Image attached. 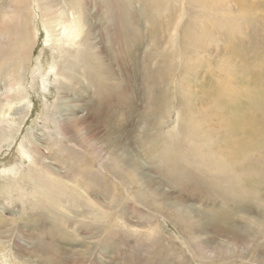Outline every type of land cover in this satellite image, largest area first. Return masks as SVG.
Wrapping results in <instances>:
<instances>
[{
	"label": "rangeland",
	"instance_id": "obj_1",
	"mask_svg": "<svg viewBox=\"0 0 264 264\" xmlns=\"http://www.w3.org/2000/svg\"><path fill=\"white\" fill-rule=\"evenodd\" d=\"M9 1L0 0V22L1 17L11 16ZM63 1L54 2L63 5ZM231 1L239 6L234 9L243 5L239 0ZM241 1L246 2V11L254 10V18L264 21V0ZM125 2L130 8L129 30H132L128 32L127 42L120 32L121 26L112 25L105 18L106 3L92 1L87 8V25L93 30L98 61L105 66L109 54L112 56L111 69L101 67V75L98 73L91 80L77 68L75 71L85 78L72 73L69 83L58 85L53 79L44 86L38 80L36 83L29 79V89L14 91L8 100L1 96L10 87V80L6 77L5 67L0 72V111L7 110L6 102L10 101L12 105L5 123L0 124V165L14 167L13 172L0 173V264H264L262 180L244 179L248 190L260 186L258 196L240 192L237 197L229 198L225 190L217 191L214 196L209 186L195 182L200 181L197 177L188 182L193 167L186 165L182 176L175 175L171 171L172 163L165 166V160L152 158L148 152L153 139L160 137L167 142L163 135L176 125L183 129L184 119L188 117L200 124L210 116L213 120L208 121V127L220 118L230 121L236 116L238 127L246 130L237 114L251 106L255 95L264 97V77L257 83L258 73L261 70L264 73V34H260L259 42L243 45L242 60L233 61L236 68L230 69L229 74L233 73V76L226 80L220 65L221 69L211 73L202 58V62L197 63L200 66L197 74L189 73L190 94L193 95L183 96L175 88L179 83L176 78L182 71L172 73L176 83L173 78L169 87L160 82L153 89L143 70L148 55L154 60L153 66H158L163 62L158 58V52L173 49V42L169 43L168 37L174 35L172 31L182 6L171 5L167 15L161 17L163 24L159 27V18L150 15L146 0ZM109 4L113 11L116 3L109 0ZM32 13L34 18L28 13L22 18L25 23H30L27 33L33 34L31 39L38 31L37 39H32L30 69L35 66L38 56L40 62L45 60V55H40L43 49V54H51L43 42L41 15L38 9H32ZM189 19L183 16L184 22ZM111 27L113 30L109 31ZM175 29L179 36L182 35V24ZM107 34L112 36L111 42L107 40ZM7 42L0 31V52L5 50ZM221 46L227 48L222 44L218 48L215 45L209 48L214 65L217 64L215 60L224 55L221 52L225 49ZM38 65L37 62V68ZM229 82L236 83L237 89L229 91ZM220 90L222 94L227 93L232 104L214 115L213 110L210 113L207 108L213 103L212 93L216 96ZM27 96L28 104L20 103ZM189 98L193 102L188 104ZM260 100L263 106L264 98ZM167 106L171 109L169 112ZM195 107L205 110V115L200 112L193 116L191 112ZM260 115L259 110L254 112L257 118ZM248 117L253 119L251 115ZM59 120L65 121L62 126L66 134L64 139L57 134ZM233 134L236 141L224 145L213 138L212 151L225 157L227 162L237 157L238 162L250 157V164L246 161L232 164L236 177L239 175L237 190H241L240 174L236 171L245 172L241 165L260 167V163H264V134L263 137L250 132ZM2 139L7 141L1 143ZM59 139L62 141L57 142ZM20 146L26 149L29 157L20 154ZM63 146L80 155L76 163L69 152L59 150ZM71 161L75 163L72 167ZM72 171L97 175L98 184L83 181ZM49 176L57 184L66 186V195H57L59 201L47 197L51 200L48 201L37 190L39 181ZM11 184L16 188L10 193ZM222 196L229 198L227 203ZM41 203L51 204L49 212L38 207ZM58 217L61 229L57 230L52 220Z\"/></svg>",
	"mask_w": 264,
	"mask_h": 264
},
{
	"label": "bare ground",
	"instance_id": "obj_2",
	"mask_svg": "<svg viewBox=\"0 0 264 264\" xmlns=\"http://www.w3.org/2000/svg\"><path fill=\"white\" fill-rule=\"evenodd\" d=\"M54 1L48 3L47 0H34V2H36L35 4L33 3L32 0L9 1L8 4L10 5L11 16L10 17L6 16L5 18L1 17V22H0V31L4 35L5 39L8 41L3 48L5 50H2L0 52V55H3L0 57L1 58L0 61L2 60L0 62V72L5 67V69L7 70V74L5 71L4 72L7 75L6 77L8 78V80H10L8 83L10 87H7L8 88L7 90L4 89V91L5 90L6 91L5 92L3 91L4 93L2 94L1 97L5 96L6 99L11 100L10 99L11 93H13L14 91H22V88L24 89L29 87L28 83L31 82V81L28 82L29 79H32V82H36L35 80H38V82L40 81L44 86L46 83L48 84L50 80L54 79V81L57 82L59 85L62 82L69 83V81H71L72 73H74L73 76L78 75L80 77H84L79 73V72H84L88 77L90 76L89 78L92 80L94 76H97L98 73L100 74L99 71L101 67L104 69V67L108 66V68L106 69L107 70L111 69L112 56L110 54H109L110 58L108 59L109 61L105 66L101 63L102 61L100 62L98 61L99 55L96 53L97 45L95 44L94 41L95 37L93 35V30H91L87 25V8L89 7V4L92 5V1L96 3L97 0H64L63 1L64 6L61 4L60 5L55 4ZM101 1L107 4L106 7L107 12L105 11L106 14L105 18H107V21L112 25L116 23L117 26L118 25L121 26L120 28H122L123 30H121L120 32L122 33L125 41L127 42L129 40V33H131L132 31L129 30L130 24H129L128 15L130 8L128 3L125 2L126 0H112L113 4L115 2L117 7V8L115 7L114 10L112 11L110 8L109 0H101ZM146 1L149 4L147 5L146 8H148L149 6L148 9L151 10L150 15L154 16L155 18H159V22L157 23L159 24V27L161 26V24H163L162 23L163 18L161 17L162 16L165 17L167 15V13L173 7V6L170 7L171 5L177 6V4H180V6H182L183 8L179 13V16L176 21L177 24L175 25V28H179L180 24L183 25L184 29L182 35L179 36L177 34L178 29L174 28L172 31L174 35L170 32L173 36L168 37L169 39L168 42L169 43L173 42V49L171 50L163 49L158 52L157 54L158 58L163 60V62L158 66H153L152 62L154 60H152L153 58L150 57V55H148L149 57H147L145 60L143 67L144 76L146 80L150 83V85L153 86V89H155L160 82L166 87H169V84L173 83L172 80L174 77L172 76V73L175 70L177 71L180 70L182 72L180 73L179 78L178 77L176 78L178 79L179 83H177V86L175 88H177L179 93H181L183 96L189 95L192 89V88L190 89V84H189L190 83L189 77L191 75V74L189 75V73L197 72V70L200 67L197 63L202 62V58H204L206 64L204 66H206L208 71L211 73L212 72L214 73L216 70L222 68L223 72L226 75L225 77L226 80L227 77L233 76V73L229 74L230 69L235 70L236 68L234 66L233 61L242 60L243 45L246 44V42L251 44L259 42L260 34L261 33L264 34V21L261 20L263 18L261 19L260 18L258 19V17L254 18L253 17V15L255 14L253 12L254 10L246 11V8L244 7V4L246 5L245 1L239 0V2L243 4L241 5L240 9H234V7L238 8L239 6L237 5V3L233 5L231 0L230 3L229 0H146ZM57 6H59V8ZM32 9L33 11L35 9H38V12L41 15L40 24L44 28L43 42L44 45L53 55L51 57V54H46L49 52H45V54H43L45 50L42 47L43 50H42V54L40 55H45L44 58L45 60L43 62H40L41 61L39 60L40 56H38L37 57L38 58L37 62L39 63L38 68L36 62L35 66L31 67L30 69L29 62L31 61L32 58L31 52L33 49L32 39L33 40L37 39L36 37L38 35L37 34L38 31L34 32V37H32L31 39V35L33 34L29 35L30 33H27L28 23H25L24 22L25 20L22 21V18L26 16L27 13L30 15V16L28 15L30 18H34L35 15L34 13H32ZM183 16H188L191 20L189 19L188 21L184 22ZM12 25L13 27H11ZM28 25H30V23ZM110 30H113V28L109 29V31ZM107 35H108L107 40L111 42L112 36H110L109 34ZM210 43H213L211 45H215L217 48L221 44L225 45V47L228 48L225 49L223 46H221L222 50L223 48L225 49L223 50V52H221L224 53V55L219 56L218 59L216 60L214 59L215 61H217V64L215 65L211 63L212 52L211 49H209L211 47ZM29 50L30 52L28 54ZM24 60L27 63L26 66H24ZM219 65L221 66V68H219L220 67ZM77 68L79 72L75 71ZM259 73L257 76V83L260 81L262 82L263 80L262 77H264L263 70H261ZM171 76L172 78H170ZM228 85L230 87L228 88L229 91H231L234 88L237 89L236 88L237 85L234 82H229ZM110 90L109 92H111ZM190 95L189 97H191ZM213 96L214 94L212 93L210 99L211 101H213V103L210 106V108L207 109L210 113H212L213 110L214 115L217 114V112L220 111L221 109L227 110L229 105L232 104L230 101V97L227 95V93L222 94L221 90L216 92V96L214 97ZM28 97L29 96L24 98V100L20 103L27 102L28 104ZM263 98L264 97L262 95L259 94L255 95L251 106H247L248 108L246 110H241L240 112H238L237 115H239L238 116L239 121L244 123L243 125L246 127V130L244 129V127L243 129H240L238 127L237 125L238 122H236L237 121L236 116L230 119V121L229 119L220 118V121L218 122L214 121V123H216L215 125H211L208 127L207 124L213 120V118H211L210 116H208L206 122L200 124H199L200 121L193 120V117H188L187 119H184L183 129L180 130L179 127L176 125L170 131H167L166 132L167 134L163 135V138L167 139V142L161 140L162 138L160 137L153 139V144L148 151L150 157L158 159L159 161L161 159L165 160L167 162L165 166L167 164L171 165L172 163L174 168L171 167L172 168L171 171L173 170L175 175H179V176H182V173L185 170L184 167L186 165L193 167L194 171L188 174L189 177V179H187L188 182H190V180H192L194 177H197L200 181H195V182L198 184H202L204 186L205 184L209 186L210 188L209 191H211V193L214 196L215 193L219 190H225L228 193V197L230 196L229 198L237 197L240 192L246 194L247 196L249 195L258 196L259 190H261V189L258 190L260 186L256 188L254 186L252 190H248L249 186L248 188L244 186V179H247V181H249L250 177H253V179L262 180L264 182V163H260V167H255L252 165H248V166L241 165V168L244 169L245 172L243 171L239 172L240 169L236 171L240 174V181H241L240 186H242L241 190H237V188H239V186H237L239 185V183H237V177L239 175H237L236 177V174L234 173V169L232 168L233 167L232 164H242L245 161L247 164H250L249 163L250 157L240 162L237 161L238 157L234 161L227 162L226 161L227 159L225 157L217 156L215 153H214L215 155L213 154L212 143H213V138L216 139L221 144L223 143V145L228 141H233V140L236 141V138H234L235 136H232L234 135L233 134L234 132L237 134L239 133L240 135H247L248 132H250V134L254 133L255 136L257 134H261L262 136V133L264 134V131L262 130L264 126V107H263L264 105L263 106L260 105V101H261L260 99ZM193 100H195L194 97ZM193 100L191 101V99L189 98L188 104L189 101L193 102ZM4 105L7 108V110L0 111V124L5 123V120L10 115V112L12 110V105L10 104V101L6 102V104ZM260 106L262 108H260ZM167 109L168 112L171 110V109L169 110V107ZM236 110L238 111L239 109ZM257 110L261 112L259 118L254 116V112H257ZM200 112L203 113V115H205L204 114L205 110H201V108L195 107L194 111L191 112V114L194 116L195 114L197 115V113ZM231 112L233 111L231 110ZM249 115H251L253 119H249L250 118L248 117ZM6 122L10 123V120ZM64 123H65L64 120H59V124H56L58 128L60 127V129H58L57 134L61 135L62 139L66 137V134H64V131L62 129ZM205 124L206 126L204 127L203 125ZM257 129L259 130L257 131ZM212 133H213V137L211 136ZM255 138L258 139V136ZM12 139L14 138L11 137V140ZM216 140L214 141L216 142ZM4 141L7 140L2 139L1 143H3ZM61 141H62L61 139L57 140V142H61ZM58 146L60 147L59 144ZM59 150L62 153L69 152L68 151L69 149L64 146L61 147ZM19 151L20 154L23 155V157L26 156L29 157L26 149L23 146H20ZM226 154L231 155L228 154L227 152ZM69 155L71 158L75 160L74 161L75 163L76 160L80 158V155L77 154L75 151L69 152ZM259 158H257V161ZM71 162L72 164L70 167H72V165L75 164L73 161ZM0 166H1L0 173H4L6 171L13 172L14 167L13 168L8 167L9 164L8 166H5V164ZM73 175L81 178L83 181H89L93 183L98 182L97 179L98 176L94 174H90L87 176L82 172H74ZM37 185H38L37 190L43 193L45 199L48 201L50 199H52V201H54L55 199L59 201L57 197L60 196L57 195L60 194L64 196L66 195L65 192L67 191L66 186L61 183L57 184L51 176L41 179L39 181V184ZM14 188H16V186H12V184L9 186L8 189L10 193L11 190H14ZM53 193H55V195ZM5 194H7V192ZM52 194L55 197L51 196ZM47 197H49L50 199H48ZM222 198L223 201L225 200L226 203L228 202L229 198L227 199L226 196H222ZM224 205L226 204H223V206ZM38 207H40L41 209L43 208L44 211L46 212H49V209L52 206L51 204L50 206H45V204L41 203L38 205ZM93 212L96 215V209L93 208ZM179 216L181 217V214ZM52 222L54 228H57V230L59 228L61 229L60 227L61 219L59 217L52 220Z\"/></svg>",
	"mask_w": 264,
	"mask_h": 264
}]
</instances>
